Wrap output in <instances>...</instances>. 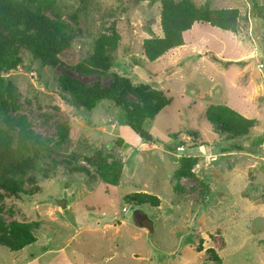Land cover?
I'll list each match as a JSON object with an SVG mask.
<instances>
[{
  "label": "rangeland",
  "instance_id": "1",
  "mask_svg": "<svg viewBox=\"0 0 264 264\" xmlns=\"http://www.w3.org/2000/svg\"><path fill=\"white\" fill-rule=\"evenodd\" d=\"M193 1L238 9L237 30L196 23L183 46L156 61L145 59L143 43L163 35L162 0L40 6L68 42L52 67L36 61L0 75V111L23 116L59 165L36 170L20 199L0 200L3 221L33 223L36 236L20 250L0 245V264H220L211 248L222 264H264V0ZM114 31L120 43L108 72L171 98L144 124L152 140L109 101L79 113L58 86L60 73L93 82L77 63L94 37ZM218 103L254 118L250 133L218 130L205 115ZM181 155L200 156L201 181L176 176ZM104 160L122 165L118 185L99 175Z\"/></svg>",
  "mask_w": 264,
  "mask_h": 264
},
{
  "label": "trees",
  "instance_id": "2",
  "mask_svg": "<svg viewBox=\"0 0 264 264\" xmlns=\"http://www.w3.org/2000/svg\"><path fill=\"white\" fill-rule=\"evenodd\" d=\"M52 3L53 0H0V75L20 65H26L31 70L36 61L41 67H52L60 59L68 42L65 30L44 14L40 7ZM239 16L240 11L236 8H211L198 5L193 0H162L163 35L145 39V59L156 61L172 49L183 46L185 33L199 22L236 31ZM119 41L120 34L117 31L94 37L93 51L77 63L81 72L94 76L91 79L93 82L60 73L57 76L58 86L78 107L79 113L89 115L99 103L109 101L122 110L129 126L135 129L136 123L144 126L146 121L153 120L170 104L171 98L163 89L146 83H134L129 78L108 72L113 65V53ZM26 56L29 63L25 61ZM101 77H109L111 83L103 84ZM4 93L0 88V98ZM205 115L218 130L233 137L248 135L256 122L254 118L220 103L211 104ZM27 123L23 116L9 117L0 111V200L9 196L20 199L26 193L27 183H36V170L45 169L46 163L49 167L50 164L59 165L49 144ZM200 159V156L181 155L176 176L201 181ZM77 169L75 166L72 171ZM122 169L118 162L104 160L97 163L99 175L113 185L119 184ZM30 191L33 193V190ZM216 235V240H221L218 232ZM35 241L33 223L13 220L6 224L0 216V245L20 250ZM210 252L222 264L215 249L211 248Z\"/></svg>",
  "mask_w": 264,
  "mask_h": 264
},
{
  "label": "water",
  "instance_id": "3",
  "mask_svg": "<svg viewBox=\"0 0 264 264\" xmlns=\"http://www.w3.org/2000/svg\"><path fill=\"white\" fill-rule=\"evenodd\" d=\"M133 130H136L135 132L142 135L146 140H152L153 139L152 133L147 128L142 126L140 123H136V127Z\"/></svg>",
  "mask_w": 264,
  "mask_h": 264
},
{
  "label": "built area",
  "instance_id": "4",
  "mask_svg": "<svg viewBox=\"0 0 264 264\" xmlns=\"http://www.w3.org/2000/svg\"><path fill=\"white\" fill-rule=\"evenodd\" d=\"M179 149H181V150H182V149H184V147H183V146H181V147H179Z\"/></svg>",
  "mask_w": 264,
  "mask_h": 264
}]
</instances>
